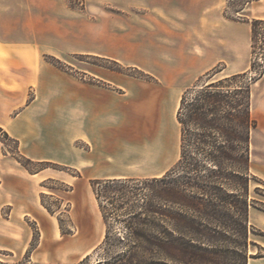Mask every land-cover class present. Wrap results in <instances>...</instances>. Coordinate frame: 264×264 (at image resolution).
<instances>
[{"label": "rangeland", "instance_id": "rangeland-1", "mask_svg": "<svg viewBox=\"0 0 264 264\" xmlns=\"http://www.w3.org/2000/svg\"><path fill=\"white\" fill-rule=\"evenodd\" d=\"M71 4L78 9H84V4L80 1ZM226 5L227 0H223L220 5L222 12ZM240 8H243L240 11L241 15L248 19L255 18L259 12L255 1L246 3V0H228L229 13L234 14V10ZM104 12L116 18L128 14L130 32L133 30L131 28L137 26L138 16L142 14L137 8L120 12L105 7ZM160 18L169 28H178L173 16H160L157 21L149 16L146 18V26L150 31L159 25ZM232 21H226V24L232 26L235 24ZM115 24L120 27L119 30L125 27L122 22ZM230 29L234 33L241 31L235 27ZM259 32L260 35L258 34L255 42V54L249 56V63L244 70L250 68V61L253 58L254 69L248 72V80L257 77L264 66L263 28L259 29ZM131 33L128 44L124 46V52L111 56L72 53L38 56L0 54V62L2 65L38 61L47 63L60 72L59 80L64 78L66 82L71 83L82 81L96 86L98 92L105 91L114 97L123 94L128 98L132 96L141 98L154 89H160L162 94L168 96V111L174 118L183 92L204 82L207 79L204 76L207 71L215 67L221 69L216 76L230 75L233 72L224 69L222 63L205 72L195 68L176 69L172 73V79L168 80L170 84L158 85L160 77L164 78V70H154L151 62L155 56L143 57L137 54L135 49L139 41L137 32ZM156 41L168 43L167 40L159 38H156ZM208 42L209 38L204 40L205 48ZM226 44L230 47H239L238 43L226 41ZM201 50L199 46H193L190 52L199 54ZM156 58L162 62L173 59L169 55L156 56ZM5 73L8 74L9 71L4 68L3 74ZM0 88L7 89L13 94L22 90L16 85H8L3 81H0ZM22 91L27 101L36 94L30 87ZM251 92V113L256 121V127L251 131V172L256 180L251 184L250 199L253 202L251 207L264 209V186L259 174L264 168V75L252 83ZM14 96L0 97V102L6 104L2 108L5 117L9 113L8 102H11ZM176 125L178 130H166L165 134H160L158 130H155L154 134L149 130H98L93 136L94 141L87 145L94 152L96 165L84 170L46 160L43 162L52 164L45 166L39 163L42 161L30 159L33 162L30 165L32 172L26 170L16 159L17 148L19 153L25 156L19 149L18 141H15L5 130H2L4 133L0 131V202H11L4 203L0 207L1 231L2 234L11 232L12 238L21 247L30 237L22 253L0 251V264H37L39 260L45 261L52 256L64 264H104L98 262L102 260L106 248L102 243L106 233L109 235L107 242L117 244V249L133 241L142 243L141 239L130 237L129 230L130 228L156 230L161 225L157 221L156 213L147 210H155L157 207L154 194L156 185L152 179L175 168L180 157L181 126L177 120ZM163 136L167 137L166 140ZM74 145L87 148L80 141H75ZM103 160L108 163L106 166L102 165ZM180 170L179 166L175 168V176ZM155 171L162 173L159 176H150ZM36 173L38 174L34 175ZM116 173H121L122 177H102ZM7 176H15L22 181L20 187L11 184ZM96 179L101 182L113 179H121V181L94 185L99 192V196L96 197L91 184ZM171 209L177 211L178 206L173 205ZM129 211L145 213L141 218L146 217V221L129 220ZM251 233L259 234L257 231ZM249 248L256 252L257 256H264V253L252 243L248 245V250ZM110 261L106 264H124L123 261L116 263Z\"/></svg>", "mask_w": 264, "mask_h": 264}, {"label": "crops", "instance_id": "crops-1", "mask_svg": "<svg viewBox=\"0 0 264 264\" xmlns=\"http://www.w3.org/2000/svg\"><path fill=\"white\" fill-rule=\"evenodd\" d=\"M77 1L84 4V9L72 6L71 2ZM222 1L0 0V54L111 56L123 53L131 32L136 31L139 40L135 47L137 54L155 56L151 62L154 70L165 72L158 85L170 84L168 80L172 79L176 69L195 68L205 72L222 63L224 69L233 71L231 74L239 73L249 63L251 28L249 22L244 21H232L235 23L232 26L226 24L229 20L222 14ZM255 2L259 11L255 18L264 20V0ZM105 7L120 12L137 8L142 14L130 32V16L113 17L104 12ZM149 16L156 21L160 16H173L178 28H169L160 18L159 25L150 31L146 26ZM118 22L125 27L119 30L115 24ZM231 27L240 29V33H234ZM156 38L168 43L157 42ZM207 38L209 42L205 48L204 40ZM226 41L238 43L239 47H230ZM193 46L202 49L199 54H191ZM161 55H169L173 59L162 62L156 58ZM4 68L8 74H3ZM60 75L57 69L39 61L15 65H2L0 62V81L22 90L30 87L36 93L27 101L22 90L13 94L0 88V97L15 95L8 102L6 117L2 109L6 104L0 102V127L18 141L20 151L29 159L54 161L87 170L89 166L96 165L94 152L87 145L94 141L93 136L98 130H149L152 133L158 130L160 134H165L166 130H178L176 116L171 117L168 111V96L160 89H154L141 98H128L123 94L114 97L105 91L98 92L96 86L82 81L59 80ZM75 141H80L87 148L74 145ZM107 164L102 161L103 166ZM161 173L155 171L150 176ZM259 174L264 186V168ZM7 177L17 187L22 184L15 176ZM102 177L118 178L122 175L116 173ZM4 203L0 202V207ZM248 222L250 227L261 233L250 232L249 244L264 253V209L250 207ZM29 241L30 237L22 247L19 246L11 232L2 234L0 223V251L22 253ZM37 264L64 263L52 256L45 261L39 260ZM247 264H264V256H257L249 248Z\"/></svg>", "mask_w": 264, "mask_h": 264}, {"label": "trees", "instance_id": "trees-1", "mask_svg": "<svg viewBox=\"0 0 264 264\" xmlns=\"http://www.w3.org/2000/svg\"><path fill=\"white\" fill-rule=\"evenodd\" d=\"M252 1L257 0L246 3ZM242 9L229 13L227 0L222 14L229 20L250 23L254 55L261 28L264 38V20L245 18ZM253 69V58L244 72L216 76L221 69L215 67L204 74V82L183 92L176 112L181 128L175 168L179 166L180 173L175 176L172 168L152 179L157 207L147 211L156 213L161 225L156 230L130 228L129 236L142 243L133 241L119 249L107 242L106 233L102 242L106 248L98 263L247 264L249 234L255 231L248 222L253 203L250 189L256 180L251 172V131L256 127L251 85L264 75V66L257 77L248 80ZM0 131L4 133L1 127ZM16 153L18 162L32 172L33 162L18 148ZM115 181L121 179L93 180L92 191L97 197L94 185ZM173 205L178 206L177 211L171 209ZM129 214V220L146 221L141 218L145 213Z\"/></svg>", "mask_w": 264, "mask_h": 264}]
</instances>
